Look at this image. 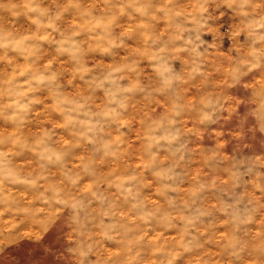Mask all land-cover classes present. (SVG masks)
Segmentation results:
<instances>
[{"label":"clouds","instance_id":"clouds-1","mask_svg":"<svg viewBox=\"0 0 264 264\" xmlns=\"http://www.w3.org/2000/svg\"><path fill=\"white\" fill-rule=\"evenodd\" d=\"M0 264H264V0H0Z\"/></svg>","mask_w":264,"mask_h":264}]
</instances>
